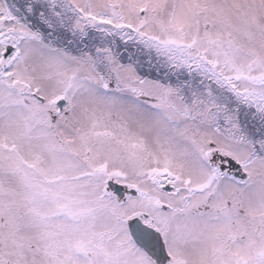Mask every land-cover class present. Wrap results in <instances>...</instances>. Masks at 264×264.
<instances>
[{"label":"snow or ice","instance_id":"6c2138e0","mask_svg":"<svg viewBox=\"0 0 264 264\" xmlns=\"http://www.w3.org/2000/svg\"><path fill=\"white\" fill-rule=\"evenodd\" d=\"M0 264H264V0H0Z\"/></svg>","mask_w":264,"mask_h":264}]
</instances>
